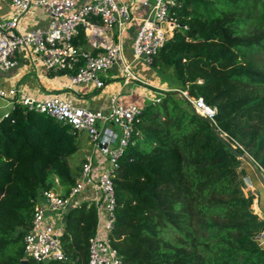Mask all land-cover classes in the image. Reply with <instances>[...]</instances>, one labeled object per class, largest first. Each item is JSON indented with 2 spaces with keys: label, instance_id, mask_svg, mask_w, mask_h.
I'll return each instance as SVG.
<instances>
[{
  "label": "trees",
  "instance_id": "obj_1",
  "mask_svg": "<svg viewBox=\"0 0 264 264\" xmlns=\"http://www.w3.org/2000/svg\"><path fill=\"white\" fill-rule=\"evenodd\" d=\"M176 3V26L151 64L160 74L172 70L176 89L215 107V129L226 142L184 97L174 98L175 89L158 91L159 101L136 115L112 178L110 244L123 264H264V218L251 207L243 160L230 149L264 169V0ZM84 42L79 28L74 43ZM79 135L20 103L0 118V264H35L24 235L39 193L66 194L74 185L80 167L69 159ZM62 219L66 258L46 264H88L94 203L82 201Z\"/></svg>",
  "mask_w": 264,
  "mask_h": 264
},
{
  "label": "built area",
  "instance_id": "obj_2",
  "mask_svg": "<svg viewBox=\"0 0 264 264\" xmlns=\"http://www.w3.org/2000/svg\"><path fill=\"white\" fill-rule=\"evenodd\" d=\"M12 8L9 17L0 15V76L26 62L43 67L53 74L65 71L73 84L92 83L97 88L106 85L108 71L121 61L123 37L134 20L132 5L122 0H7ZM148 10L140 19L132 39V55L152 63L176 26L170 8L176 0H141ZM41 9L48 17L44 26L25 29L23 17ZM81 28L84 45L74 43ZM126 79L137 80L129 62L122 63ZM197 115L214 122L215 107L202 97L180 90ZM0 99L20 103L35 109L72 129L84 133L91 145L85 155L74 185L66 194L57 190H43L34 206L32 228L24 235V253L35 264L64 261L60 243L62 215L70 207L82 202L94 203L97 220L89 240L88 264H123L117 250L110 244L109 234L115 221V194L112 178L118 167L140 107L134 103L121 104L113 96L107 109L76 106L72 99L48 94L38 99L18 85L0 86ZM159 96L151 101H159ZM263 176L264 169L259 167ZM244 192L252 193V209L257 213V188L251 177H242Z\"/></svg>",
  "mask_w": 264,
  "mask_h": 264
},
{
  "label": "crops",
  "instance_id": "obj_3",
  "mask_svg": "<svg viewBox=\"0 0 264 264\" xmlns=\"http://www.w3.org/2000/svg\"><path fill=\"white\" fill-rule=\"evenodd\" d=\"M78 1L84 2L88 0ZM149 1L152 3L154 0ZM122 2L132 5L134 20L123 37L121 61H118L108 71L104 78L106 85L103 88H97L92 83L73 84L68 77L69 75L66 74L56 73L49 75L46 70L45 74L38 73V68L40 66L35 67L26 62H20L17 67L2 73L0 76V86L7 89L18 85L27 93L38 99H42L48 94H57L72 99L76 106L95 110L107 109L110 104V99L113 96L117 98L118 103H134L141 108L147 103V101L156 98L159 94L158 91L170 90L167 82L157 70H154L150 74V78L146 80L145 78H142V76L139 77L134 70L131 69V72L138 79L126 81L121 69L122 63L129 62L132 67L133 64L137 63L139 60L133 57L131 44L135 29L139 24L140 19L148 14V10L145 7H142L138 0H122ZM11 14L12 8L8 1L0 0V15L2 17H9ZM47 21V15L41 9H37L33 13L26 14L20 24L23 28L28 29L44 26ZM81 44L79 43V45ZM175 86L176 85L171 86L172 89H175ZM2 103L3 104L0 105V118L13 106L11 102L2 101ZM79 147L80 151L83 152L82 156L84 160L85 155L91 150L89 140L84 133H80L79 135ZM243 167L246 170V174L251 177L257 188V214L264 218V190H262V187L257 181L251 168H248L247 165H244ZM259 243L264 246V231L259 237Z\"/></svg>",
  "mask_w": 264,
  "mask_h": 264
},
{
  "label": "rangeland",
  "instance_id": "obj_4",
  "mask_svg": "<svg viewBox=\"0 0 264 264\" xmlns=\"http://www.w3.org/2000/svg\"><path fill=\"white\" fill-rule=\"evenodd\" d=\"M138 1H141V0H138ZM31 68L33 69V67L31 66ZM132 70H134V72L140 77L142 76V78H145L146 80H148L150 78V74L154 71V70H157L155 68V66H153L152 64L150 63H146L142 60H138L137 63H134L133 66L131 67ZM158 71V70H157ZM38 73H41V74H45V69L42 68V67H39L38 68ZM162 78L167 82V85H168V88L172 89L171 86H179L180 84H178V82L176 80L173 79V72L172 70L170 69H162L161 71V74ZM176 83V84H175ZM176 86H175V90L177 91V94L178 95H175L174 98L177 99V101L181 102L180 100V97L183 95L181 94L180 90L179 89H176ZM174 90V91H175ZM167 91V90H166ZM185 91V90H184ZM181 95V96H180ZM2 101H5V100H2L0 99V105L3 104ZM82 153L80 151V147H79V151L72 157L69 159V164L71 166V168L73 169H76V170H79V167L82 163V160H83V156H82ZM244 165H247L245 163V161H243V166ZM248 166V165H247ZM249 168V166H248ZM255 185V184H254ZM57 192H60L62 193V190L60 188H57L56 189ZM247 193V192H245ZM249 193V192H248ZM63 220V219H62Z\"/></svg>",
  "mask_w": 264,
  "mask_h": 264
},
{
  "label": "water",
  "instance_id": "obj_5",
  "mask_svg": "<svg viewBox=\"0 0 264 264\" xmlns=\"http://www.w3.org/2000/svg\"><path fill=\"white\" fill-rule=\"evenodd\" d=\"M193 108V107H192ZM194 110V109H192ZM208 121H210L209 119H207ZM211 125H212V130L214 131V133L217 135L218 138L222 139L224 142H226V140L223 138V136L219 133H217L216 129H215V124L214 122L211 121ZM230 149L232 151H234L236 154H238L240 156V158L245 161V163L251 168V170L253 171L257 181L259 182L260 186L262 187V190H264V176L261 172V170L257 167V165L254 163V161L250 158V156L246 153H237L232 146H230ZM21 264H27V260L23 259L21 260Z\"/></svg>",
  "mask_w": 264,
  "mask_h": 264
},
{
  "label": "clouds",
  "instance_id": "obj_6",
  "mask_svg": "<svg viewBox=\"0 0 264 264\" xmlns=\"http://www.w3.org/2000/svg\"><path fill=\"white\" fill-rule=\"evenodd\" d=\"M201 117V116H200Z\"/></svg>",
  "mask_w": 264,
  "mask_h": 264
}]
</instances>
